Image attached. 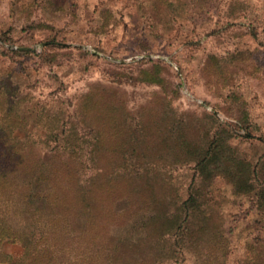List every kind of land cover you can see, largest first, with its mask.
Returning <instances> with one entry per match:
<instances>
[{
    "label": "rangeland",
    "instance_id": "1",
    "mask_svg": "<svg viewBox=\"0 0 264 264\" xmlns=\"http://www.w3.org/2000/svg\"><path fill=\"white\" fill-rule=\"evenodd\" d=\"M155 70L160 83L144 81ZM0 128H98L116 164L142 168L120 177L132 201L148 189L172 211L195 195L175 252L113 228L141 244L117 264H264L253 192L194 169L226 128L264 179V0H0Z\"/></svg>",
    "mask_w": 264,
    "mask_h": 264
},
{
    "label": "trees",
    "instance_id": "2",
    "mask_svg": "<svg viewBox=\"0 0 264 264\" xmlns=\"http://www.w3.org/2000/svg\"><path fill=\"white\" fill-rule=\"evenodd\" d=\"M144 81L160 83L158 71ZM48 134L0 128V263L117 264L141 244L115 235L113 228L135 225L154 250L175 252L182 225L197 207L192 192L172 211L148 189L142 194L146 198L136 194L132 201L120 177L141 174L142 168L116 164L117 150L102 144L98 128L55 129ZM231 136L226 128H216L195 158V173L202 180L220 175L235 191L253 192L256 205L264 210V179L258 180L252 163L235 154L228 143ZM48 137L50 143L42 146ZM4 243L19 244L22 252L9 254Z\"/></svg>",
    "mask_w": 264,
    "mask_h": 264
}]
</instances>
